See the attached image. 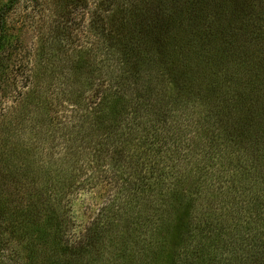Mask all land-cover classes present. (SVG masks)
Wrapping results in <instances>:
<instances>
[{
  "label": "trees",
  "instance_id": "1",
  "mask_svg": "<svg viewBox=\"0 0 264 264\" xmlns=\"http://www.w3.org/2000/svg\"><path fill=\"white\" fill-rule=\"evenodd\" d=\"M177 1L95 2L88 48L71 47L66 20L54 34L47 56L57 62L45 64L48 81L31 84L27 95L60 89L64 99L43 103L59 155L47 163L36 153L17 160L11 179L27 198L23 211L9 214L10 224L50 245L61 258L54 264L65 256L68 264H106L95 262V253L109 254V264H249L238 255L243 246L252 263L264 264V131L249 136L241 119H222L203 99L184 97L183 83L201 58L221 64L230 54L226 47L221 56L208 55L198 43L193 50L192 38L208 42L210 52L211 42L240 45L233 36L248 31L259 37L264 0ZM15 2L0 11L1 52L3 17ZM235 66L244 69L243 83L259 73ZM232 106L225 105L224 115ZM15 118L13 135L22 128L36 136L28 114ZM193 139V153L178 148ZM103 183L116 192L78 233L80 242L57 248L67 229V194ZM195 208L199 222L192 226Z\"/></svg>",
  "mask_w": 264,
  "mask_h": 264
},
{
  "label": "rangeland",
  "instance_id": "2",
  "mask_svg": "<svg viewBox=\"0 0 264 264\" xmlns=\"http://www.w3.org/2000/svg\"><path fill=\"white\" fill-rule=\"evenodd\" d=\"M63 1L66 0H16L14 6L6 11L3 17L4 50L0 51V264H54L52 261L61 260L58 255H54L55 251L48 248L50 245L39 241L34 233L26 232L28 231L26 227L23 230L21 225L16 227L10 224L9 214L20 206L23 211L27 198L24 188L17 190V181L11 179L13 168L15 169L19 164L17 160L24 155L28 156L29 153H36V158H41L47 163L52 153L54 159L59 155L57 148L59 136L57 132L53 133L52 126L49 128L43 103L47 100L53 104L59 102L60 89L53 92L49 90L47 93L42 87L38 91L39 94L35 95V99L31 94L27 95L32 88L31 84L34 86L37 81H41L40 85L42 83L45 85L48 81V76H45L47 74L44 70L45 64L57 62L55 57L47 56L51 53L50 45L53 44L54 34L61 28L60 24L65 23L66 20L71 47L88 48L94 41L89 32V22L99 0H79L74 2L75 4H65ZM181 1L186 0H178L177 3L180 5ZM8 3L9 0H0V11ZM208 7L211 8L212 4H208ZM230 8L228 4L225 10ZM238 19L240 18H235V21ZM258 31L260 33L259 29ZM261 33L256 38L252 37L249 31L242 37L233 36L237 42L242 41L240 45L235 46L230 44L227 46L228 41L211 42L210 52H208V42L193 37L192 49L199 45L203 52L217 56L227 47V53L230 54L221 64H214L209 59L201 58L200 63L193 67L195 71L188 74L183 81L189 85L184 97L203 99L206 103L205 107H213L216 114L223 115L222 119L227 120L228 117L229 121L241 119V123L244 124L241 127L249 131V136L250 133L255 132L258 135L264 131V128H260L261 125L264 127V32ZM196 43L198 44L195 45ZM235 64L245 69L252 68L259 73L255 74L254 79H248L243 83L239 77L244 69L236 71ZM176 70L178 69L175 68ZM179 76L180 74L177 77ZM61 99L64 97L61 96ZM229 103L233 105L232 109L224 115L225 105ZM18 113L28 114L31 117L27 127L32 128L34 125L33 131L36 136L32 138L33 134L30 131H23L22 128L16 131L18 136L11 133V123L17 119L15 117ZM257 125L259 126L256 127ZM195 144L196 141L193 139L191 142L181 143L178 148L184 149L185 152L190 150L191 154ZM186 186L183 185V188ZM259 186L255 187L256 190L260 189ZM204 188L205 185L201 184L202 195L205 192ZM214 188L217 189V186ZM115 192V185L103 183L92 190L85 188L67 194L71 201V206L65 215L67 229L61 240L57 238V248L64 246V241L68 244L80 242L79 232H82L97 215L104 204V198H111ZM201 194L196 196L198 202H201L199 200ZM203 203L206 201L203 200ZM195 212H198L196 208L190 216L192 226L199 222ZM209 240L211 244L212 241ZM47 242L49 244L50 239ZM248 248L243 246L238 255L240 258L246 257L249 264H254ZM222 254L227 256L226 251ZM94 259L95 262L100 260L109 264L110 255L105 254L101 257L95 253ZM68 262L69 257L65 256L61 264Z\"/></svg>",
  "mask_w": 264,
  "mask_h": 264
}]
</instances>
